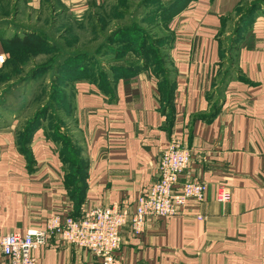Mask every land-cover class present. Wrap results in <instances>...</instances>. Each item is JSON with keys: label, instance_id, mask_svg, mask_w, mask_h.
<instances>
[{"label": "crops", "instance_id": "crops-1", "mask_svg": "<svg viewBox=\"0 0 264 264\" xmlns=\"http://www.w3.org/2000/svg\"><path fill=\"white\" fill-rule=\"evenodd\" d=\"M103 1L0 0V24L12 23L0 32L10 38L66 16L94 17ZM239 6L192 0L167 25L159 72L125 53L105 69V85L75 81L58 101L70 133L61 127L53 139L36 127L22 142L14 129L0 130V238L44 228L53 214L113 205L133 212L176 138L192 157L180 181L204 183V200L189 202L183 216L147 219L137 237L125 225L118 256L124 264H264V2L225 53L224 29ZM68 148L80 163L67 159ZM218 185L229 188V202L216 201ZM33 254L39 264L101 263L54 242Z\"/></svg>", "mask_w": 264, "mask_h": 264}, {"label": "rangeland", "instance_id": "rangeland-1", "mask_svg": "<svg viewBox=\"0 0 264 264\" xmlns=\"http://www.w3.org/2000/svg\"><path fill=\"white\" fill-rule=\"evenodd\" d=\"M148 2L142 6L143 2ZM177 0H104L98 9V13L92 15L85 14L82 18L66 16L59 23H55L56 27L52 33L48 32L50 21L40 23L39 29L43 32L45 45L38 44L35 41L33 46H28L29 52L25 51V45L10 44V38L4 37L0 32V130H12L22 133L26 129L27 122L38 117L35 126L40 130L43 128L46 135L56 138L61 134L63 127L66 132L70 133L73 128L71 120L67 123L63 122L64 115L58 109V90L59 87L74 83L73 76H70L67 67L74 64L75 53L85 52L91 53L95 50H113L120 53L128 47L127 44L120 42L123 35L127 33L128 27L141 26L146 33L154 32L152 37H160L168 35V31L159 25L158 30H154V23H168L172 12V4ZM264 0H240L241 9L232 15L233 22L236 23L238 14L243 13L248 7L257 5V9L262 7ZM173 17V18H174ZM229 23L225 27L227 33L224 51H230L229 47L233 42V34L235 32V24ZM0 31L12 30V23H1ZM35 24V23H34ZM9 25V26H8ZM154 26V27H153ZM55 27V28H56ZM65 30L58 33L61 28ZM136 32H138L136 30ZM20 37H24L21 32L17 33ZM62 34V38H61ZM145 32H138V35H144ZM34 41V40H33ZM119 41V42H118ZM123 41V40H122ZM117 42V45L115 43ZM115 45V46H114ZM155 47V48H153ZM57 48L60 51H57ZM11 49L13 52H11ZM149 49L157 52L166 49L158 48V45L151 44ZM108 50V51H109ZM65 52V53H64ZM106 55L112 52L104 51ZM160 52V53H161ZM61 61L64 66L57 67L59 54H66ZM112 60L105 58L99 63L97 68L103 69L109 67ZM100 74L97 71L94 75ZM102 78V74L100 76ZM90 78V77H89ZM90 81V80H86ZM49 111L53 114V124L51 129L46 130L44 127L45 118L51 121V115L44 116V112ZM48 121V120H47ZM61 122V123H60ZM63 122V123H62ZM67 126L69 127L67 129ZM78 138V135L76 136ZM70 154L67 159L77 161L73 158L72 148H68Z\"/></svg>", "mask_w": 264, "mask_h": 264}, {"label": "built area", "instance_id": "built-area-1", "mask_svg": "<svg viewBox=\"0 0 264 264\" xmlns=\"http://www.w3.org/2000/svg\"><path fill=\"white\" fill-rule=\"evenodd\" d=\"M191 160V151L181 140L173 138L161 153L158 179L139 195L133 212L113 205L92 207L79 217L53 214L44 228L2 236V264H39L34 251L53 242L90 251L100 258V264H124L117 253L121 247L122 227L129 225L132 235L137 237L145 231L147 219L183 216L189 202L199 204L204 200V183L180 181ZM215 199L221 204L229 202V188L218 185Z\"/></svg>", "mask_w": 264, "mask_h": 264}, {"label": "trees", "instance_id": "trees-1", "mask_svg": "<svg viewBox=\"0 0 264 264\" xmlns=\"http://www.w3.org/2000/svg\"><path fill=\"white\" fill-rule=\"evenodd\" d=\"M192 0H177L175 3H173L171 6H172V12L178 10L177 12H175V15L177 13H179L180 11H182ZM148 2L144 1L142 6H145ZM241 6H239L237 8V10H235L234 14L240 10ZM257 8V5H252L250 7H248L243 13H239V19L236 21V25H235V32L233 34V42L231 44V46L229 47L230 51L233 50L234 48V44H235V41L238 39V36H237V33H238V30H239V27L242 26L243 23H245L247 21V19L249 18V16L255 11V9ZM172 18L174 17L171 16ZM168 21V23H170L171 19ZM233 19V17L231 16V20ZM168 23H154V30H158L160 27L159 25L162 24L161 27H163L165 30L168 31V35L166 36H160V37H152L153 34H155L154 32H149L148 34L146 33L145 29H142L141 26L138 25L137 26H132V29L131 27L127 29V33L123 35V41L120 39V42L118 44H121L122 42H124V44H127L128 47H125V49L123 51H121L120 53H115L116 50H115V47L113 50H95L94 52H89V53H85V52H79V53H75V61H74V64L67 67V71L69 73L70 76H73L74 78V81H77V80H90V81H94V82H101L103 85H105L107 82H108V78H107V72H105L103 69H100L98 70L99 68H97L99 66V63H101L102 60H104L105 58L107 59H110L112 60L111 63H114V64H119L121 63L122 61L120 60L122 57H123V54L125 53H131V54H134L135 56H139V57H143L144 60H143V64H146V65H150L152 67H155L156 68V71L159 72L160 70H162V68L164 67L163 65V61L161 60L162 56L164 55V53L167 51V46H168V43L171 39V33L167 27ZM2 25V24H0ZM60 25H58L56 27L55 23H50V27H49V31L50 33H52L55 29H57ZM56 27V28H55ZM65 29L62 27L60 29V31L58 33H63ZM136 30L138 32H145L144 35H141L139 36L138 35V32H136ZM43 31V30H42ZM39 28L36 29H31V30H28L27 32H24V31H19L17 30V32L11 37L10 39V44L14 46L18 45V44H22V45H25L26 48H24L25 51L29 52V48L28 46H33L34 45V42L35 41H38L40 43L38 44H42V45H45V41L42 40V38L44 37V34ZM18 32H21V33H24V34H28V35H24V37H20L17 33ZM61 38H62V34H61ZM34 40V41H33ZM153 44V45H158V48L162 49H166L165 51H163V53L161 52H157L156 50H150L149 47L150 45ZM115 45H117V42L115 43ZM114 45V46H115ZM155 48V47H153ZM109 50V51H108ZM57 51H60L58 48H57ZM104 51H107V52H111L110 54L111 55H106L105 56V52ZM115 51V52H114ZM11 52L12 49H11ZM65 53V52H64ZM67 55L66 54H59V57H58V61L56 62L57 64V67L60 69V67H63L64 66V62L61 63V61L65 58V56ZM117 59V60H115ZM111 65V64H110ZM109 65V66H110ZM111 67V66H110ZM96 69L98 72H100V74H96L94 75V73L96 72ZM102 74V78L100 77ZM90 77V78H89ZM73 85L72 83H70L69 85H64L63 87H59V90H58V100H57V106H58V101L60 99H63V95H64V90L67 91L68 88H70L69 86ZM66 95H67V92H66ZM47 115H51V121H49L50 124H47L46 126V130L48 129H51L50 127L52 126L53 124V120H52V117H53V114L51 112H47L45 111L44 112V116H47ZM48 117V116H47ZM38 117L34 118L33 120L29 121V123L27 122V126H26V129L23 130L22 133H19V140L20 141H25L26 139H28V135H30L31 133H33L35 130H36V120ZM46 119V118H45ZM49 120V118H48ZM57 137H61V134H59ZM56 137V138H57ZM54 139V137H52ZM77 163H80L81 161L80 160H77L76 161ZM81 167H79L78 169H80ZM80 171H76L74 173H79ZM72 174H73V171H72Z\"/></svg>", "mask_w": 264, "mask_h": 264}]
</instances>
